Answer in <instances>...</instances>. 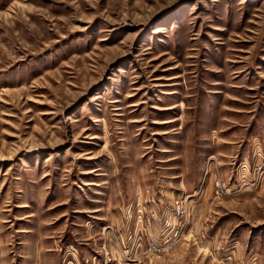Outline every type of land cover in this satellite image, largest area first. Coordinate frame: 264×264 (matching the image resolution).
<instances>
[{"label": "rangeland", "instance_id": "374dc122", "mask_svg": "<svg viewBox=\"0 0 264 264\" xmlns=\"http://www.w3.org/2000/svg\"><path fill=\"white\" fill-rule=\"evenodd\" d=\"M176 202L153 264H264V0H0V264H136Z\"/></svg>", "mask_w": 264, "mask_h": 264}, {"label": "built area", "instance_id": "2783aa9c", "mask_svg": "<svg viewBox=\"0 0 264 264\" xmlns=\"http://www.w3.org/2000/svg\"><path fill=\"white\" fill-rule=\"evenodd\" d=\"M215 186L221 191L225 189V184L222 181H217ZM150 203V198L148 199ZM172 214H167L168 223L174 225L170 227V232L164 236L155 235L153 227L158 231V226H155L157 214L153 212L143 214L141 225L128 232L124 236V241L119 243L120 261H127L136 264H153V259L157 256L168 253L179 239V233L187 226L189 214H185V208L182 203L176 202L171 206ZM165 215V214H163ZM127 238L128 244L127 245ZM133 250V254L129 252ZM100 258L97 260L99 264H111L116 259L113 256L111 249L103 244L100 252ZM96 257L92 259V264H95Z\"/></svg>", "mask_w": 264, "mask_h": 264}, {"label": "crops", "instance_id": "0c3cea01", "mask_svg": "<svg viewBox=\"0 0 264 264\" xmlns=\"http://www.w3.org/2000/svg\"><path fill=\"white\" fill-rule=\"evenodd\" d=\"M120 257V256H119Z\"/></svg>", "mask_w": 264, "mask_h": 264}]
</instances>
